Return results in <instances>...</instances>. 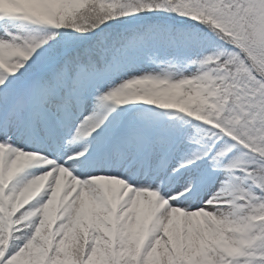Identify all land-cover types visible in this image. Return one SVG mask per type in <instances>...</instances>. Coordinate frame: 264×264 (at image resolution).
I'll return each mask as SVG.
<instances>
[{"label": "snow or ice", "instance_id": "snow-or-ice-1", "mask_svg": "<svg viewBox=\"0 0 264 264\" xmlns=\"http://www.w3.org/2000/svg\"><path fill=\"white\" fill-rule=\"evenodd\" d=\"M0 264H264V0H0Z\"/></svg>", "mask_w": 264, "mask_h": 264}]
</instances>
